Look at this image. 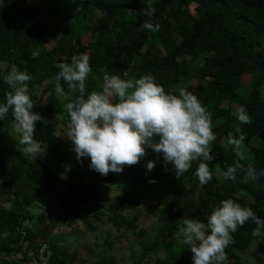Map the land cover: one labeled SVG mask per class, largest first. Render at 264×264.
I'll use <instances>...</instances> for the list:
<instances>
[{"label": "trees", "instance_id": "16d2710c", "mask_svg": "<svg viewBox=\"0 0 264 264\" xmlns=\"http://www.w3.org/2000/svg\"><path fill=\"white\" fill-rule=\"evenodd\" d=\"M9 1L10 12H0V104L11 91L3 78L13 65L31 74L29 88L35 106H43V97L49 91L58 102L55 76L59 69L55 65L71 63L73 56L87 53L92 71L85 81V98L96 91L90 79L103 80L106 72L124 80L151 76L168 94L178 96V90L184 88L196 95L212 113L216 140L210 145L215 157L209 163L213 179L203 186L195 176L199 160L177 179L174 170H164L162 155L148 148L139 164L124 166L119 174L102 176L90 169V158L78 161L58 133L68 130L66 104L78 93L61 96L59 113L48 108L41 111L48 124L37 122L34 139L47 145L42 159L22 154L19 136L13 135L10 126V110L0 120V259L7 254L10 264H27L26 251L50 241L57 222L55 214L64 208L72 210L76 225L88 232H96L101 223L117 229L123 226L138 236L140 243L149 236L148 230L139 225L148 216L153 223L154 242L142 247V257L133 264H193L190 248L178 246L174 236L182 226L180 219L206 223L225 199H236L257 216L264 215V177L242 184V172L235 183L223 176L225 165L234 163L224 145L228 133L236 135L237 127L248 126L239 123L233 105L247 111L253 121L250 125L256 124L250 137L264 145V99L258 97L264 86V0ZM149 3L155 8L151 22L160 25L157 32L140 30L148 19L143 9ZM192 6L201 15L193 17ZM76 24H91L95 32L92 43H84ZM173 34L179 41L172 47L167 39ZM235 36L244 38L245 46ZM50 39L55 43L51 49L47 46ZM250 83L251 90L231 99L228 107L221 106L218 96L222 91L237 92ZM61 84L67 92V85L63 81ZM147 161H155L156 166L146 176ZM153 180L155 183L149 182ZM114 186L125 193L113 198L107 207L96 200L108 196ZM4 201L11 203L9 209ZM145 206L146 213L142 211ZM34 207L40 212L35 214ZM72 220L69 225L75 224ZM255 228L256 224L247 221L232 234L234 243L225 249L229 264H264V235L253 236ZM101 243L105 253L94 264H119L117 256L110 253L114 242L104 238ZM52 247L55 264H72L68 251L61 252L53 243ZM151 250L167 254L153 258L148 255Z\"/></svg>", "mask_w": 264, "mask_h": 264}, {"label": "clouds", "instance_id": "9594fccd", "mask_svg": "<svg viewBox=\"0 0 264 264\" xmlns=\"http://www.w3.org/2000/svg\"><path fill=\"white\" fill-rule=\"evenodd\" d=\"M143 12L148 19L140 25V30L159 31L160 25L151 22L155 13L151 3ZM55 67L59 69L55 76V93L59 96L78 93L74 101L66 104L70 125L63 136L71 142V151L78 161L90 158V169L102 176L110 172L119 174L124 166L139 164L148 148L158 156L162 155L165 166L172 165L177 179L199 160L195 176L200 185L212 181L209 163L215 157L210 145L216 140L212 113L196 95L184 88L178 90V96L168 94L151 76L124 80L105 75L102 90L93 91L85 98V81L92 71L89 55L73 56L71 63H58ZM31 79L30 73L19 71L15 65L4 76V83L11 91L6 94L5 103L0 104V120L11 110L22 154L36 160L44 158L47 152V145L34 139L37 122L47 125L48 121L33 111ZM61 81L67 85V92ZM113 98L117 102L114 103ZM233 114L241 125L253 122L243 108ZM235 133L229 132L227 139L238 159L232 165H225L224 179L235 183L238 173L242 172L240 183L257 181L264 177V170L241 164L245 159L241 146L246 134L241 127H237ZM155 166V161L146 162V176ZM149 182L155 183L154 180ZM247 221L256 224L253 236L264 234L261 232L264 218L257 216L251 208L242 207L236 199H225L213 209L206 223L194 218L180 219L182 226L174 236L190 248L193 264H229L225 249L234 243L232 234Z\"/></svg>", "mask_w": 264, "mask_h": 264}, {"label": "rangeland", "instance_id": "374dc122", "mask_svg": "<svg viewBox=\"0 0 264 264\" xmlns=\"http://www.w3.org/2000/svg\"><path fill=\"white\" fill-rule=\"evenodd\" d=\"M0 12H10V1L9 0H0ZM192 15L193 17L201 15V12L198 8L195 6H192ZM13 17V15H11ZM77 30L82 32L84 35V43H92L95 37V32L92 31L91 24H76ZM177 34H173L171 37L167 39V43L171 45L172 47L176 45V43L179 41ZM235 38L239 41L240 45L243 47L246 44V40L244 38L235 36ZM264 41V38H263ZM165 42V40H164ZM163 42V43H164ZM54 41L51 39L49 40L47 46L49 49H51L54 46ZM200 65V64H198ZM195 73V71H193ZM90 75L87 78H90ZM104 75L112 76L110 72H106ZM94 78V76H93ZM250 77L247 79L249 80ZM256 79L254 77L253 81ZM91 82L96 87V91L100 92L102 90L103 80H100L98 78L90 79ZM252 80V79H251ZM252 81V83H253ZM252 83L247 85L245 88L240 89L237 92H233L230 90H224L222 91L219 96V102L222 107H228L230 105L231 99L236 100L239 98L240 94H244L245 91L251 90L253 88ZM258 97L260 99H264V86L261 87L259 90ZM258 97H254V99H257ZM61 99V96H58V102L57 97L53 95L51 91L47 92L43 97V106H35L33 108L34 112L42 114L41 111L45 108H48L50 111L54 113H59V101ZM115 98H113L114 100ZM235 109H239L238 105H233ZM43 108V109H42ZM256 124L248 125L243 127V131L246 134V140L244 141L243 145L241 146V150L243 151L245 155V159L241 161V164L245 165L246 167L251 164L254 168H257L258 171L264 169V145L261 140L256 139L254 137H250V131ZM13 135L15 137L19 136L14 131L13 123L10 124ZM61 128V125L59 126V129ZM64 129V127H63ZM66 130V129H65ZM64 131V130H63ZM59 131L60 137L68 143V146L71 149V142L67 139H65L63 136L66 134V132ZM224 145L226 147L227 156L232 161L235 162L238 158L234 155L233 152V146L228 143V140L224 142ZM73 152V151H72ZM163 168L164 170H174L172 168V165L165 166L163 161ZM220 171H218V175H220ZM125 193V190L123 188H120L118 186H114L109 190L108 196L103 197L102 200L100 198H96V200H100L104 206H108L111 200L113 198H117L118 196ZM5 207L8 209L11 207V203L4 201ZM34 213H39L40 210L37 208H33ZM147 206L143 207V212L146 213ZM72 210L68 208H64L62 210H59L57 214H55L56 217V223L54 224V228L51 232V236L49 240L54 244L59 246L60 251H68V254L70 256L69 261L72 264H94L95 261H98L101 259L103 254L105 253V247L101 243L104 238H108L109 240L114 242V248L110 252L111 254H114L117 256L119 260V264H133L134 261H137L140 257L143 255V246H149L150 244H153L154 238H155V232L152 231L153 223L151 222L150 218L148 216L144 217L143 220L139 223V225L143 228H146L149 232L148 238L144 239L142 243H140L141 239H139L138 236L134 235L133 232H130L126 230L123 226L120 227V229H117L116 227L112 226L111 224H99L98 230L96 232H88L87 229L84 227H80L76 224V220L73 219V214L71 212ZM263 215V214H262ZM260 216L261 218L264 217ZM73 219V220H72ZM72 220L71 222L75 223L72 225L68 224V221ZM261 232L264 233V229H261ZM264 235V234H262ZM261 235V236H262ZM11 241H15L13 237L9 238ZM257 243V240L253 242L251 248L255 246ZM180 244H184L182 241L178 242V246ZM167 253L162 250H157L155 252L154 250H151L148 252V255L155 257L164 258ZM10 258L7 254L3 256V258L0 259V262L3 264H10L9 259ZM153 263V261H152Z\"/></svg>", "mask_w": 264, "mask_h": 264}, {"label": "built area", "instance_id": "2783aa9c", "mask_svg": "<svg viewBox=\"0 0 264 264\" xmlns=\"http://www.w3.org/2000/svg\"><path fill=\"white\" fill-rule=\"evenodd\" d=\"M27 264H55L51 241H43L36 248L26 251Z\"/></svg>", "mask_w": 264, "mask_h": 264}]
</instances>
